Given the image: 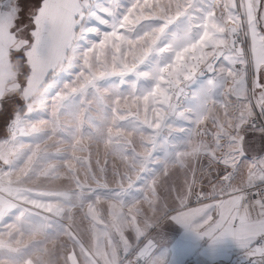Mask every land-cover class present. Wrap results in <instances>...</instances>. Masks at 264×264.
<instances>
[{
    "label": "snow or ice",
    "instance_id": "snow-or-ice-1",
    "mask_svg": "<svg viewBox=\"0 0 264 264\" xmlns=\"http://www.w3.org/2000/svg\"><path fill=\"white\" fill-rule=\"evenodd\" d=\"M261 24L264 0H0V264H264Z\"/></svg>",
    "mask_w": 264,
    "mask_h": 264
},
{
    "label": "crops",
    "instance_id": "crops-1",
    "mask_svg": "<svg viewBox=\"0 0 264 264\" xmlns=\"http://www.w3.org/2000/svg\"><path fill=\"white\" fill-rule=\"evenodd\" d=\"M261 30H264V24L260 25ZM247 47L249 46L250 41H246ZM190 207H197L196 202H191ZM178 226L171 225L166 226L159 238V244L165 248H171L172 242L179 236V231L177 230ZM203 246H207V238L201 241ZM167 260H171L172 256L169 255L166 257ZM238 255L233 253L227 258L221 257L216 261V264H237ZM183 264H208L207 259L204 256L199 255L198 253H194L192 255H188L183 257Z\"/></svg>",
    "mask_w": 264,
    "mask_h": 264
},
{
    "label": "rangeland",
    "instance_id": "rangeland-1",
    "mask_svg": "<svg viewBox=\"0 0 264 264\" xmlns=\"http://www.w3.org/2000/svg\"><path fill=\"white\" fill-rule=\"evenodd\" d=\"M244 47L247 48V43L246 42L244 44ZM222 63H225V62L223 60L218 61L217 64H216V67H219L220 64H222ZM207 75H210V74H206V76ZM66 77H67V73H59L57 78L58 79H63V78H66ZM209 126L211 127V125H209ZM95 160H96V156L93 153V156H92V165H93V167H95ZM101 162H103V158L102 157H101ZM111 166H112V161H111V158H110L109 169H111ZM192 203H193V201H192ZM10 222H11V217H6L3 221H0V228H2L4 224L10 223ZM60 240H66V237L61 236ZM48 247L51 248L52 244H49ZM77 254H78V249H77ZM61 264H62V262H61Z\"/></svg>",
    "mask_w": 264,
    "mask_h": 264
},
{
    "label": "built area",
    "instance_id": "built-area-1",
    "mask_svg": "<svg viewBox=\"0 0 264 264\" xmlns=\"http://www.w3.org/2000/svg\"><path fill=\"white\" fill-rule=\"evenodd\" d=\"M210 127V126H209ZM193 202H195V200H193Z\"/></svg>",
    "mask_w": 264,
    "mask_h": 264
}]
</instances>
